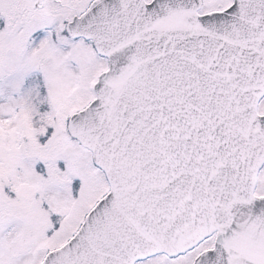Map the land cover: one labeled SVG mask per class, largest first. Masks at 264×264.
<instances>
[{"label":"snow or ice","instance_id":"obj_1","mask_svg":"<svg viewBox=\"0 0 264 264\" xmlns=\"http://www.w3.org/2000/svg\"><path fill=\"white\" fill-rule=\"evenodd\" d=\"M0 264H264V0H0Z\"/></svg>","mask_w":264,"mask_h":264}]
</instances>
